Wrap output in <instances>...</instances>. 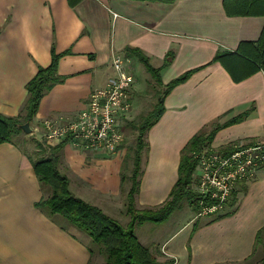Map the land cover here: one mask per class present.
<instances>
[{
    "label": "crops",
    "instance_id": "obj_1",
    "mask_svg": "<svg viewBox=\"0 0 264 264\" xmlns=\"http://www.w3.org/2000/svg\"><path fill=\"white\" fill-rule=\"evenodd\" d=\"M263 24L261 16H226L222 0H81L73 7L67 0H0V115L23 120L25 85L49 65L52 49L67 52L57 64L63 80L42 96L29 123L44 142L42 121L75 119L89 93L114 75V55L137 49L160 68L172 51L159 70L162 85L191 73L164 96L163 112L145 134L134 196L138 210L158 207L177 180L182 148L197 132L247 112L242 121L217 130L209 149L264 141V65L234 82L212 61L216 52L256 41ZM126 58L136 67L134 56ZM29 150L16 140L0 144V264H88L90 237L36 208L50 189L38 181ZM57 155L74 197L128 223L123 150L107 155L62 144ZM232 193L234 204L226 202L217 219L188 215L174 232L152 227L155 237L136 238L158 264H261L251 259L264 226V165Z\"/></svg>",
    "mask_w": 264,
    "mask_h": 264
},
{
    "label": "trees",
    "instance_id": "obj_2",
    "mask_svg": "<svg viewBox=\"0 0 264 264\" xmlns=\"http://www.w3.org/2000/svg\"><path fill=\"white\" fill-rule=\"evenodd\" d=\"M80 1L67 0V3L70 7H73ZM152 1L172 3L175 0ZM222 7L228 17L261 16L264 19V0H222ZM66 53V51L56 53L52 49L49 65L39 67L36 74L26 83L27 97L23 106L24 116L22 121L18 118L0 115V144L12 143L18 135L22 134L20 125L25 122L28 124L31 122L37 112L42 96L55 84L63 80V77L57 75V64L60 57ZM124 54L126 57L134 56L141 62L147 72L162 88L151 110L138 121V124L135 125L133 123V127L137 131V137L129 178L131 186L125 203L126 213L129 216L127 225L122 226L118 221L104 214L99 208L74 197L70 193L67 178L58 171L57 155L62 144L67 140L53 146L46 144L50 147V154L45 158L32 161L33 171L38 181L50 189L49 195L37 202L35 206L48 216H61L68 224L88 235L93 243L101 245L106 253L102 264H158L154 254L139 243L134 234V227L143 222L160 223L164 221L171 212L181 207L183 201L190 204L196 203L199 196L190 188L197 164L195 155L203 151H211L209 145L216 131L224 126L242 121L248 113L238 114L222 124L216 123L207 132L201 130L194 134L180 152L177 180L172 186L167 199L158 207L138 210L134 206V196L138 192L139 178L141 176V152L147 149L145 134L162 114L164 96L174 86L184 82L191 71L181 74L166 85H162L159 70L167 66L172 60V51L166 54L160 68H153L149 64L147 57L137 49L126 48ZM212 61L219 62L234 82H239L256 72L259 67L264 65V24L256 41L240 42L237 49L233 52H216ZM254 63L257 65H254ZM235 144L226 145L216 151L223 154L230 153L234 149ZM206 202L209 201L206 200ZM234 202L235 198L232 197L229 204L233 205ZM219 217H216V219ZM263 232L264 226L256 233V244L259 242ZM260 262L264 264V256Z\"/></svg>",
    "mask_w": 264,
    "mask_h": 264
},
{
    "label": "built area",
    "instance_id": "obj_3",
    "mask_svg": "<svg viewBox=\"0 0 264 264\" xmlns=\"http://www.w3.org/2000/svg\"><path fill=\"white\" fill-rule=\"evenodd\" d=\"M129 62L121 55L112 57L114 75L102 88L89 93L75 119L42 121L45 143L53 146L67 140L82 150L115 154L123 140L121 123L132 110L134 77L128 72ZM196 157L193 185L199 196L200 216L219 211L235 185L252 177L264 165V141L238 143L227 154L203 151ZM206 200L210 203L205 205Z\"/></svg>",
    "mask_w": 264,
    "mask_h": 264
},
{
    "label": "rangeland",
    "instance_id": "obj_4",
    "mask_svg": "<svg viewBox=\"0 0 264 264\" xmlns=\"http://www.w3.org/2000/svg\"><path fill=\"white\" fill-rule=\"evenodd\" d=\"M135 66L136 67H134L131 62H129L128 64L129 67L128 72L134 76L136 81V91L132 93V110L121 123V132L123 133V140L119 144L116 150V152L121 150H123L124 152L122 166L120 170H121V177L122 179L124 178L125 180L124 185L125 187L126 185L128 187L126 196L131 186V182L129 178L132 170L133 150L135 146V140L137 137V131L135 127H133V123L135 125L138 124L139 123L138 121L143 116H145L148 111L151 110L156 98L159 96L160 92L162 91L161 86H159L156 83V80L147 72V70L145 69L142 63L137 61V64H135ZM205 131L206 132L209 131V128L205 129ZM23 135L26 136L25 139L22 138ZM40 139H41L40 134L34 133L32 131L30 134H24L22 132V134H20L18 137L15 138V140L18 143H20L22 146H24V148L27 146L28 149H30L29 153L32 159L34 160L45 158L50 154V147H48L44 141H39ZM63 144H68L76 149H80L79 147L73 145V143L68 141H66ZM142 152H141V160L143 156ZM196 156L197 155H195V157ZM58 168L59 171L61 172L62 167L60 166ZM190 188L195 192L194 185L193 186L190 185ZM126 196H125V203H126ZM231 198L232 197L230 194L227 202H229ZM200 210H201V205H199L198 201L192 204L183 201L181 207L171 212L168 215V217L164 220L165 222H163V224L145 222L141 225H136L134 228V234L143 241V238L150 239L152 237H155V233H152L151 231L152 227L154 229L167 227L169 230L167 232H174V230H176V228L186 220L188 215L194 216L195 214H198ZM115 212H117L116 214H118V210ZM222 214H223V208L219 211H216L215 213L200 215V216L208 217L209 219H211L216 216L218 217L219 215ZM127 217L129 218V216ZM119 224H124L123 226L127 225L126 220H124L123 217L121 220L119 219ZM90 251H91V255H90L89 264H102L104 262L106 253L101 245L91 242ZM263 256H264V232L261 235L259 242L254 246L253 258L251 259V261L254 260L261 261Z\"/></svg>",
    "mask_w": 264,
    "mask_h": 264
},
{
    "label": "water",
    "instance_id": "obj_5",
    "mask_svg": "<svg viewBox=\"0 0 264 264\" xmlns=\"http://www.w3.org/2000/svg\"><path fill=\"white\" fill-rule=\"evenodd\" d=\"M20 129L24 134H30L31 128L27 122L20 125Z\"/></svg>",
    "mask_w": 264,
    "mask_h": 264
}]
</instances>
